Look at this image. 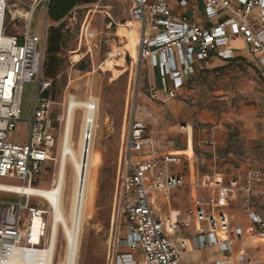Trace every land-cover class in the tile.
<instances>
[{
  "label": "built area",
  "instance_id": "1",
  "mask_svg": "<svg viewBox=\"0 0 264 264\" xmlns=\"http://www.w3.org/2000/svg\"><path fill=\"white\" fill-rule=\"evenodd\" d=\"M51 2L27 0L18 4L15 0H0V192L16 196L0 199V264L15 255L22 264H52L56 259L58 236L56 241L50 195L59 197L60 193H53L54 180L49 187L38 185V177L44 166L54 160V149L61 138V132L60 138L56 135L51 115L53 78L44 71L47 39L52 25H63L67 31L71 28L66 23L69 15L77 21L80 7L96 4L77 5L53 23L49 15ZM129 2V14L137 22V59L134 62L128 49L115 53L112 48L107 56H123L126 61L129 54L132 65L149 63L158 74L150 83L152 98H176L211 59H232L239 52L232 44L234 39L240 38L246 44L247 53L264 71V0ZM17 5L21 10L16 9ZM106 15L110 18L109 29L112 24L118 26L109 11ZM41 16L43 27L39 23ZM88 17L78 24V46L72 52L80 53V57L72 63L92 56L98 47L97 33L90 28ZM21 23L22 29L10 30V25L17 28ZM26 83L33 84L35 95L31 114L24 119ZM84 109L93 112L96 123V99L90 97ZM21 122L28 126V140L24 143L12 138ZM91 137L93 131L85 133V141ZM155 148L146 135V125L137 118L132 120L121 148L114 190L113 223L123 230L109 246L108 264H194L181 260L182 251L175 241L179 232L190 228L195 231L194 248L217 247L221 251L223 256L214 264H264V172L250 169L244 178L230 182L217 172L205 176V183L200 185L194 153L184 157L171 152L160 155ZM185 161L190 179L169 167H179ZM184 185L190 188L184 215L178 211L166 213L162 201H170L172 193ZM201 186L207 191H200ZM21 187L30 191L18 190ZM239 196L254 234L262 238L255 256L243 247L248 236L245 228L234 224L224 208Z\"/></svg>",
  "mask_w": 264,
  "mask_h": 264
},
{
  "label": "rangeland",
  "instance_id": "2",
  "mask_svg": "<svg viewBox=\"0 0 264 264\" xmlns=\"http://www.w3.org/2000/svg\"><path fill=\"white\" fill-rule=\"evenodd\" d=\"M21 1L27 0H15V3ZM95 4L80 7L77 21L72 14L67 17L66 23L71 28L66 31L60 51V70L52 77L51 115L55 119L56 135L59 138L64 123L60 118L65 117L70 96L78 101H87L93 97L97 103L94 139L95 131L97 136L90 167V173L97 182V190L93 203L88 206L93 217L91 221L84 220L80 232L77 264H108L109 246L123 230L117 222L113 223L114 190L121 148L127 140L131 121L135 118L146 125V135L153 140L158 154L171 152L184 157L194 153L196 178L200 185L205 183V176L217 172L224 174L227 182L244 178L250 169L264 172V71L253 56L247 53L244 42L234 39L232 44L239 52L232 60L211 59L178 97L154 99L150 93V83L156 81L158 74L149 63L132 65L129 54L126 61L123 56H107L112 48L115 53L128 49L132 56L136 52L138 35L136 25L129 21L132 20L129 0H98ZM16 9L21 10L19 5ZM106 11L110 12L118 26L112 24L109 29L110 18ZM87 15L90 28L97 33L98 47L92 56L88 55L72 63L80 57V53L72 52L78 46V24ZM39 23L43 27L42 16ZM20 28L22 23L17 28L10 25L12 31ZM109 32L119 36L114 33L108 36ZM46 57L47 52L45 60ZM34 95L33 84L26 83L22 104L24 119L31 114ZM84 110L76 109L73 118V142L76 148H79L82 139ZM12 138L21 143L28 140L26 123L17 124ZM59 152L60 142L54 149V160L44 166L43 173L38 177V185L49 187L55 179ZM70 162L67 166L66 185L62 190L66 207L70 204L74 176ZM187 164L185 161L179 167L173 164L169 167L190 179ZM200 191H207V188L201 186ZM189 192V185H184L172 193L170 201L176 195V208L185 209L189 204ZM15 198L13 194L0 192V199ZM224 208L231 216L238 213L248 217L243 211L241 196L227 203ZM58 233L55 264L64 260L66 255L63 230L60 228ZM260 245L257 244V250ZM188 255L186 253L184 257ZM210 255L207 253V257Z\"/></svg>",
  "mask_w": 264,
  "mask_h": 264
},
{
  "label": "bare ground",
  "instance_id": "3",
  "mask_svg": "<svg viewBox=\"0 0 264 264\" xmlns=\"http://www.w3.org/2000/svg\"><path fill=\"white\" fill-rule=\"evenodd\" d=\"M136 25L137 22L129 20ZM128 21V22H129ZM137 32V31H136ZM138 35V32H137ZM134 62L137 59V47L136 52L133 55ZM87 101H78L75 98H70L65 108V117L63 123V129L60 138V152L57 157L58 168L55 173V183L53 193H60V196L50 195L52 199V226L53 232L57 236L60 227L63 230V234L66 240V255L65 259L58 262V264H77L79 254L80 232L84 220L91 221L93 213L88 211L89 204L94 201L95 193L97 190V182L90 173V167L92 165V151L96 145L97 131H95V139L91 137V140L85 141V133L90 130L93 131L96 123L92 120L93 112L84 110L83 115V131L82 139L79 148L74 146L73 142V118L75 110L85 108ZM126 127L124 126V130ZM88 145V152L87 150ZM85 149V150H84ZM68 161H71L73 165L74 176L73 184L70 195V204L66 207L63 198L62 190L66 185V175ZM20 191H30V188H18ZM42 193H46L43 189H40ZM5 264H22L21 259L16 255ZM52 264H55V259Z\"/></svg>",
  "mask_w": 264,
  "mask_h": 264
},
{
  "label": "crops",
  "instance_id": "4",
  "mask_svg": "<svg viewBox=\"0 0 264 264\" xmlns=\"http://www.w3.org/2000/svg\"><path fill=\"white\" fill-rule=\"evenodd\" d=\"M176 197V195H173L172 201H162L163 209L166 213L172 212L173 214H176L178 211L179 214L183 216L188 206L185 209L183 208L182 210L176 208ZM232 219L234 224L243 226L245 228L248 236L244 239L243 247L245 248L247 253H249V255L255 256L257 244L262 243V238L254 234L255 232L253 229V225L248 217H243L242 215L237 213L236 216L232 215ZM194 232V228L185 229L175 236L176 244L182 251L181 260L183 262H192L194 264H214L215 260L222 257L223 254L217 247H210L205 249L194 248L192 243V236L194 235ZM186 253H189V255L187 257H184V254ZM207 253L211 255L207 257Z\"/></svg>",
  "mask_w": 264,
  "mask_h": 264
},
{
  "label": "trees",
  "instance_id": "5",
  "mask_svg": "<svg viewBox=\"0 0 264 264\" xmlns=\"http://www.w3.org/2000/svg\"><path fill=\"white\" fill-rule=\"evenodd\" d=\"M98 0H52L49 15L53 23L62 20L77 5L92 4ZM66 30L63 25H52L47 39V57L44 61V71L49 77H54L60 70L62 60L60 51L64 43ZM232 60V59H228Z\"/></svg>",
  "mask_w": 264,
  "mask_h": 264
}]
</instances>
